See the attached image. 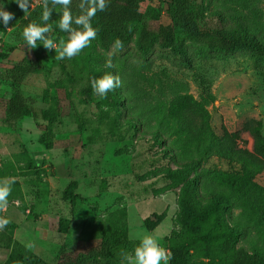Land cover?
Returning a JSON list of instances; mask_svg holds the SVG:
<instances>
[{
    "label": "rangeland",
    "instance_id": "obj_1",
    "mask_svg": "<svg viewBox=\"0 0 264 264\" xmlns=\"http://www.w3.org/2000/svg\"><path fill=\"white\" fill-rule=\"evenodd\" d=\"M165 1L139 0L138 5L141 11L161 9ZM46 2L31 0L24 13L4 0L14 19L0 25V183L11 186L7 207L0 210L10 219L0 229V264H21L17 259L29 254L48 264H58L63 254L80 264H121V252L132 253L145 234L170 253V242L180 241L189 229V214L179 203L187 181L200 206L221 208L225 224L237 233V247L264 256V220L247 218L229 185L240 165L220 158L212 146L226 131L250 150L248 130L255 123L264 136V57L244 48H208L198 41L197 27L185 23L175 28L173 49L155 42L139 51L140 25L134 23L121 49L112 41L103 48L97 35L65 63L54 50L30 48L22 39L29 23H45ZM195 5L205 18L223 15L228 32L243 27L264 46V0H196ZM61 12L53 9L54 19L47 22L46 35L57 45L67 40L55 17ZM161 22L169 20L162 16ZM15 66L33 68L18 86L31 113L8 125L4 109ZM105 73L118 76L121 86L105 97L80 93L88 78ZM185 95L210 114L209 136L188 155L175 147L176 125L168 116L171 104ZM178 170L184 180L173 183L168 175ZM254 182L264 188V171ZM70 183H75L73 205L65 197ZM109 240L112 249L105 256L91 253ZM186 264L229 260L190 250Z\"/></svg>",
    "mask_w": 264,
    "mask_h": 264
},
{
    "label": "trees",
    "instance_id": "obj_2",
    "mask_svg": "<svg viewBox=\"0 0 264 264\" xmlns=\"http://www.w3.org/2000/svg\"><path fill=\"white\" fill-rule=\"evenodd\" d=\"M139 0H109L103 12H97L92 18L93 27L97 28L100 45L105 48L109 43L119 38L123 47L128 44L131 36V27L134 23L140 25L135 39V47L145 51L153 43L162 47L173 49L175 46V28L182 23L197 27L196 37L199 42L208 48H215L222 52L234 49H249L258 56L264 57V46L253 34L240 27L239 31L228 32L223 15L203 17L196 0H166L161 9L147 7L141 11ZM77 5L69 7L73 16L81 13V0L75 1ZM52 7L51 0L47 2ZM195 9L191 11V7ZM61 7V6H56ZM60 14L55 17L59 20ZM162 16L169 22L162 23ZM54 19L53 14L50 21ZM27 22H23L27 24ZM154 25V26H153ZM73 27H78L73 25ZM68 38V34L64 32ZM70 59L65 58L64 62ZM14 86L4 109L5 123L13 124L18 118L29 116L31 111L25 98L18 91L22 79L33 71L31 66H15ZM87 80V88L81 94L89 98L94 92L91 88V79ZM168 116L176 125L175 147L185 154L199 146L210 134V114L205 106L189 95L177 98L169 107ZM253 142L251 149L241 148L236 143V133H223L214 137L212 146L216 154L225 160L236 161L240 169L230 179L229 185L240 200L243 212L247 218L264 220V188L254 182V178L264 171V136L260 134V123L249 128ZM169 179L173 183L184 180L185 174L181 170L170 173ZM187 181L180 191L179 203L189 214V229L180 241H171L169 244L171 259L169 264H186L189 251L201 253L217 252L229 260V264H264V256L256 253L249 254L242 247H237V233L229 228L222 217L221 208L215 203L200 206L193 186ZM75 183H70L65 190L67 200L74 203L72 189ZM112 240L103 242L92 250V254L105 256L112 248ZM117 243V241L115 242ZM119 243V242H118ZM17 261L21 264H48L29 254L20 256ZM58 264H80L77 258L63 254Z\"/></svg>",
    "mask_w": 264,
    "mask_h": 264
},
{
    "label": "clouds",
    "instance_id": "obj_3",
    "mask_svg": "<svg viewBox=\"0 0 264 264\" xmlns=\"http://www.w3.org/2000/svg\"><path fill=\"white\" fill-rule=\"evenodd\" d=\"M15 3L24 12H29L31 8V0H9ZM72 0H51L52 7L49 8L47 2L44 4L41 20L45 22L43 25L37 23H29L23 28L22 39L30 48H36L42 45L46 50H54L56 58L63 60L71 59L81 53L83 49L88 47L92 40L97 37V28L93 27L92 18L97 12H103L109 0H81V13L73 16L69 5ZM56 6H61L58 27L62 32L68 34L67 40H61L59 45L51 39L47 33L50 32L48 21ZM14 19V13L5 10L4 0H0V25L7 27L9 21ZM76 25L78 27H73ZM114 47L121 49L122 41L117 38L114 41ZM107 67H112L110 59L105 61ZM92 91L100 97H105L109 92L121 86V80L118 76L105 73L102 76L94 77L90 81ZM11 192L9 183H0V210L7 207L8 196ZM10 223V219L0 216V229H3ZM171 259L170 253L164 249L151 234L143 235L132 253L126 251L121 252V264H169Z\"/></svg>",
    "mask_w": 264,
    "mask_h": 264
}]
</instances>
